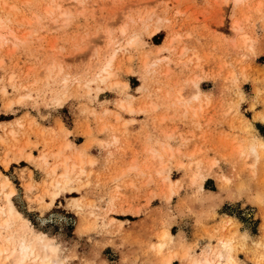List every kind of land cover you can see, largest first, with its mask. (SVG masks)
<instances>
[{
    "label": "rangeland",
    "instance_id": "1",
    "mask_svg": "<svg viewBox=\"0 0 264 264\" xmlns=\"http://www.w3.org/2000/svg\"><path fill=\"white\" fill-rule=\"evenodd\" d=\"M60 1L0 0V179L56 264H206L224 238L264 264V213L256 239L216 223L237 189L264 201V0Z\"/></svg>",
    "mask_w": 264,
    "mask_h": 264
},
{
    "label": "bare ground",
    "instance_id": "2",
    "mask_svg": "<svg viewBox=\"0 0 264 264\" xmlns=\"http://www.w3.org/2000/svg\"><path fill=\"white\" fill-rule=\"evenodd\" d=\"M63 1L65 0H62L59 2L61 6H62ZM74 1L79 2V0H74ZM5 22L0 17V27L1 28L3 26H6ZM122 31L124 32L125 29H123ZM2 32H0V39L2 38L4 39L5 37V35ZM115 53H116V50H114L111 53L110 57L107 58L106 62H103V64H101L100 68L96 71V73L91 78L87 80V82H92V81H97V80L105 81L113 75V71L111 69H112V60L115 57ZM67 82H68V78L65 77L64 78L65 86L68 84ZM58 96L59 94L56 93V99L60 100ZM18 150L22 152V148L19 147ZM252 151L255 154L257 153L255 148H253ZM56 155L58 156L59 153H57ZM28 157L32 158V154L30 153ZM43 158H44L45 163H47L48 162L47 155L43 156ZM60 166L64 168L63 169L64 172L60 174L59 178H54L51 182V184L54 186V190L51 191L53 200H55L60 195V191L65 189L67 184L72 180L71 173L77 167V164L74 162L70 163L69 158H66L62 160L61 163H55L51 167L52 172L56 174ZM0 184H1L2 190L3 191L5 190L4 197H3L4 202L2 204L0 203V264H56L58 263L60 260H59L58 250L56 246L52 243V241L45 238L44 233L34 234V230L29 225V220L26 218H23L22 213L18 211L17 208H15V206L13 205L12 197L15 194L16 190L14 186L11 185L12 183L9 177L7 175H4V179L3 180L0 179ZM9 187H10V190L6 191V188H9ZM2 216H5V217H2ZM21 217H22V220L20 221L19 227L12 232L6 233V230L10 228L12 224L18 218L20 219ZM160 246L162 247L163 244H160ZM210 247L211 246L206 248V252L201 257V260L203 261V263H206V264H234V262H236L235 257L232 253L234 252L233 251L234 243L231 239L229 238L221 239L219 242V245L215 249H212L213 247L212 248Z\"/></svg>",
    "mask_w": 264,
    "mask_h": 264
},
{
    "label": "crops",
    "instance_id": "3",
    "mask_svg": "<svg viewBox=\"0 0 264 264\" xmlns=\"http://www.w3.org/2000/svg\"><path fill=\"white\" fill-rule=\"evenodd\" d=\"M258 110H263V108L258 107L257 111ZM256 125L260 128V130L262 129L264 131V121L258 120ZM242 177L244 178V176ZM211 179L214 180V183L217 186L216 180L214 178ZM213 191H216V189H214ZM253 195H255L254 191H249L248 189L240 191L237 189V191L233 195L231 194L232 198H227L229 197V195L227 197H224L225 195L221 196L224 197V200H221L219 204H217L216 211L219 216L216 218V223L220 222L221 217L229 216L237 220L240 223V230H247L250 233L252 239H256L257 237H259V232L255 230H258V227L263 220L264 201L261 205L257 204L254 200L255 198H252ZM219 198L220 197H218L217 200ZM226 205L231 206L233 210H223V207ZM238 256L241 260H244L246 264H253L250 260H247L242 253Z\"/></svg>",
    "mask_w": 264,
    "mask_h": 264
}]
</instances>
